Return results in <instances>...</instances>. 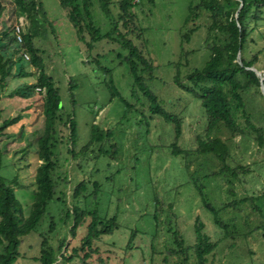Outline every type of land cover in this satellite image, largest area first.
Returning a JSON list of instances; mask_svg holds the SVG:
<instances>
[{"label":"rangeland","instance_id":"obj_1","mask_svg":"<svg viewBox=\"0 0 264 264\" xmlns=\"http://www.w3.org/2000/svg\"><path fill=\"white\" fill-rule=\"evenodd\" d=\"M39 1L48 22L42 21L43 34L35 36L33 42L40 49L44 71L58 87L62 105L72 108L77 131L75 148L88 139L91 123L109 128L111 134L101 142L106 152L96 158H92L94 146L82 156L64 158L65 146L62 141L58 142L56 195L64 199L47 201L36 226L21 237L14 264H39L35 256L39 252L40 233L47 235L53 247L64 237L58 252L53 249L55 264H195L191 249L185 259L183 253L169 250L174 247L170 242L174 229L184 244L194 240L195 219L201 222V231L216 241L204 264H264V145L257 146L251 133L229 137L222 127L215 128L211 135L214 133L229 143L225 164L242 168L237 167L235 176L227 171L206 176L224 162L211 152H195L194 137L203 133L205 122L199 99L173 82L174 63H178V75L184 78L188 69L201 67L208 57L204 47L205 12H199L195 19L197 28L189 39L181 41V32L191 23L184 22L189 0H131L136 1L132 5L133 33L145 42L146 55L155 65L152 77L145 82L162 106L180 118V131L175 137L171 123L149 112L148 102L141 92L131 94V77L121 59L124 51L118 44L100 38L87 49L77 38L58 0ZM118 1L110 0V15L106 16L99 7V0H90L91 18L100 32L106 31L110 19L115 18ZM19 19L22 22L14 1L0 0V29L9 28ZM255 29L264 34V20ZM133 41L136 44L138 39L133 37ZM260 45L258 38L249 44L252 46L249 50H256ZM96 53L100 65L110 68L111 83L116 89L113 95L107 74L91 61ZM254 65L264 72V49L257 54ZM26 67L33 74L11 78L0 98L1 119L21 114L0 137V174L7 178L15 176L13 190L24 215L28 214L36 189L37 137L43 127L42 91L34 87L27 97L6 93L16 83L35 80L37 67L30 63ZM69 81L74 85L71 89L73 103L67 91ZM243 98L253 121L264 129L262 97L251 87ZM125 101L130 104L128 109ZM239 124L246 132L241 118ZM57 131L62 138L64 128L59 126ZM173 141L180 149H188V153H172ZM111 144L115 145L113 152ZM80 180L86 182V188L73 198L71 190ZM93 180L98 185L92 191ZM244 196L252 198L239 200ZM201 197L211 208L202 204ZM233 199L234 205L226 204ZM65 203H75L86 210H95L100 216L115 218V228L93 239L92 246L96 250L84 261L80 259L84 250L77 247L87 220L70 235L69 218L64 222L60 219ZM214 213L228 229H234L231 235L222 237L223 230L213 221ZM51 219L52 229L49 230ZM59 253L69 254V258H59Z\"/></svg>","mask_w":264,"mask_h":264},{"label":"trees","instance_id":"obj_2","mask_svg":"<svg viewBox=\"0 0 264 264\" xmlns=\"http://www.w3.org/2000/svg\"><path fill=\"white\" fill-rule=\"evenodd\" d=\"M13 1L16 13L22 17L21 41H17L15 38V23L9 28L0 29V98L2 96L1 91L5 89L11 78L31 76L33 73L27 69L26 65L30 63L36 66L37 71L33 82L16 83L9 88L6 95L27 97L31 95L34 87L41 90L43 127L37 137L36 154L39 162L35 171L36 189L27 215L23 214L21 202L14 194L12 182L15 183V176L7 178L0 174V264H14L19 254L18 245L21 237L36 226L45 210L47 201L64 199L56 195V184L59 176L55 169L59 153L58 142L62 141L65 146L64 158L66 156L71 158L76 155L82 156L92 146H94L92 158H96L104 151L106 152V150L103 151V143L101 144V142L111 134L109 128H101L95 123H91L88 139L78 146V149L75 148L77 131L72 108L67 109L62 105L58 87L55 85L52 76L44 71L40 59V49L33 42L35 36L43 34V22H48L41 2L39 0ZM148 1L152 2V0ZM109 2L110 0H99V7L106 16L110 15ZM135 2L119 0V10L115 18L110 19L106 31L100 32L91 18L90 0H58L59 5L65 9V15L74 28L77 38L87 49H90L93 43L100 38L115 41L118 44L124 51L121 59L126 63L131 77V94L133 95L137 91L141 92L148 102L147 109L149 112L158 114L166 122L171 123L176 137L180 131V118L162 106L157 95L149 89L145 82L152 77L155 65L146 55L145 42L133 33L132 23L135 20V12L132 5ZM200 11H204L207 17L204 47L208 50V57L201 67L188 69L183 75L184 78H180L178 63H174L176 72L173 75V82L199 99L205 122L203 133L194 137L195 152H211L224 162L228 156L229 143L213 135L214 133L211 135L215 128L222 127L229 137L236 134L243 136L246 133H251L257 146L264 145V129L253 121L250 112L245 107L243 98L248 89L255 87L264 100L258 88V75L250 68H246V66H255L257 54L261 49H264V34L261 30L255 29L256 25L264 20V0H189L184 22L190 21L191 23L181 32V41L188 40L190 34L196 30L197 22L195 19ZM235 13L236 17L234 16ZM251 22L252 25H250ZM121 28L124 30L122 31ZM140 29L138 28V30ZM252 32H254V36ZM133 37L138 39L136 44L133 43ZM258 38L261 40L260 48L250 51L252 46L250 47L249 44L255 43ZM249 51L251 53L248 55ZM23 53H26L27 57L24 58ZM237 53L240 62L237 61ZM98 56L97 53L91 56V61L107 74L110 93L113 95L116 93V89L111 83L110 68L100 65ZM68 83L69 101L73 103L71 89L74 88V85L70 81ZM262 84L264 88V73ZM124 104L128 109L130 104L127 101ZM20 116L19 113L2 119L0 116V137L4 129L17 121ZM240 118L244 123L243 127L246 132L239 124ZM59 126L65 130L62 138L57 133ZM171 145L172 153L184 152L187 154L189 151L185 148L180 149L174 141ZM111 147L113 152L115 145L111 144ZM1 156L2 148L0 147V165ZM110 156L112 157V155ZM237 167L242 168V166L229 167L224 162L220 168L206 176L220 174L223 171H227L230 176H235ZM85 183L82 180L78 181L71 190V197L76 198L84 191ZM97 185V182L93 180L92 191L96 189ZM228 189L231 191L230 188ZM245 198H252V196L240 197L239 200L242 201ZM201 199L203 205L211 208L208 201H205L203 197ZM226 204L234 205L235 200H230ZM64 206V211H60V219L64 222L69 218L70 223L67 231L70 235H74L76 228L87 220L84 226L85 232L77 247L84 250L83 255L80 256V259L84 261L85 257L96 250V247L92 246L93 239L99 238L103 233H110L115 228V218L114 216H100L95 210H86L75 203L70 205L65 203ZM213 221L223 230L222 237H227L233 233L234 229H228L227 224L221 221L217 213H214ZM52 223L53 220L51 219L48 225L49 230L52 229ZM194 228L196 236L189 244H184L178 231L174 229L170 241L174 247L169 248V250L183 253L185 259L186 252L191 249L196 260L195 264H204L206 255L215 248L216 241L210 240L201 231L202 224L198 219H195ZM130 233L134 235V232ZM39 235L41 237L39 252L35 259L39 261V264H55L56 258L53 249L58 252L64 244V237H61L56 247H53L47 241V235L42 233ZM59 258H69V254L65 256V254L59 253Z\"/></svg>","mask_w":264,"mask_h":264},{"label":"water","instance_id":"obj_3","mask_svg":"<svg viewBox=\"0 0 264 264\" xmlns=\"http://www.w3.org/2000/svg\"><path fill=\"white\" fill-rule=\"evenodd\" d=\"M234 16L236 17V13L234 14ZM236 58H237V61L240 62L238 53L236 54ZM246 68H250L251 70H253L258 75V78H259V86H258L259 87V91L264 97V88H263V84H262V77H263V73L264 72H260L254 66H246Z\"/></svg>","mask_w":264,"mask_h":264},{"label":"built area","instance_id":"obj_4","mask_svg":"<svg viewBox=\"0 0 264 264\" xmlns=\"http://www.w3.org/2000/svg\"><path fill=\"white\" fill-rule=\"evenodd\" d=\"M21 25H22L21 19H19L18 22H15L14 24V33L17 41H21V34H20ZM23 55L27 57L26 53H23Z\"/></svg>","mask_w":264,"mask_h":264}]
</instances>
